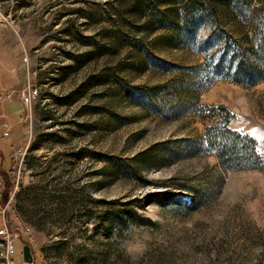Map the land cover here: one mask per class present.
<instances>
[{
	"label": "rangeland",
	"instance_id": "1",
	"mask_svg": "<svg viewBox=\"0 0 264 264\" xmlns=\"http://www.w3.org/2000/svg\"><path fill=\"white\" fill-rule=\"evenodd\" d=\"M215 1L185 31L171 0H0V95L21 105L0 123L15 143L0 155L15 264L25 243L29 264H264V80L210 68L218 36L248 29L264 0ZM204 104L233 113L258 165L220 163L204 127L224 112L202 117Z\"/></svg>",
	"mask_w": 264,
	"mask_h": 264
},
{
	"label": "trees",
	"instance_id": "2",
	"mask_svg": "<svg viewBox=\"0 0 264 264\" xmlns=\"http://www.w3.org/2000/svg\"><path fill=\"white\" fill-rule=\"evenodd\" d=\"M170 3L177 8L174 14L170 15L169 24L174 26L181 20V28L185 31L194 16L196 20L204 16H212L218 5L215 0L207 3L198 0H171ZM247 23L249 28H240L236 35L227 32L218 36V43L223 51L210 67L216 76L245 84L264 80L263 4L250 8ZM206 107H219L224 112L219 117H210V121L204 127V140L218 156L220 163L229 168L258 165L261 158L255 138L228 124L233 113L221 104L217 106L204 104L198 107L200 116H205ZM128 214L135 223L150 222L149 218L142 217L132 208L128 209Z\"/></svg>",
	"mask_w": 264,
	"mask_h": 264
},
{
	"label": "built area",
	"instance_id": "3",
	"mask_svg": "<svg viewBox=\"0 0 264 264\" xmlns=\"http://www.w3.org/2000/svg\"><path fill=\"white\" fill-rule=\"evenodd\" d=\"M10 95L9 92L5 93V97H8ZM39 95L38 88L33 85L27 84L26 88L21 90L20 92V99L24 104H30L34 98H36ZM8 130L5 129L3 131V134H7ZM4 209V208H3ZM15 237L16 235L11 232L6 225H3L0 227V238L2 242V255L5 258L7 264H15V262L12 260L11 256L14 253V245H15ZM27 264L31 263L26 262Z\"/></svg>",
	"mask_w": 264,
	"mask_h": 264
},
{
	"label": "crops",
	"instance_id": "4",
	"mask_svg": "<svg viewBox=\"0 0 264 264\" xmlns=\"http://www.w3.org/2000/svg\"><path fill=\"white\" fill-rule=\"evenodd\" d=\"M6 85L4 83L0 82V92L5 90ZM20 103L18 100H11V101H5L4 98L0 95V123L3 120H6L10 122L11 124H15L17 121V117L20 114ZM18 113V114H17ZM14 134V133H12ZM14 138L12 135H8V138L3 137L0 139V155L1 157H4L6 155V145L8 143L14 145L15 143L13 142Z\"/></svg>",
	"mask_w": 264,
	"mask_h": 264
},
{
	"label": "water",
	"instance_id": "5",
	"mask_svg": "<svg viewBox=\"0 0 264 264\" xmlns=\"http://www.w3.org/2000/svg\"><path fill=\"white\" fill-rule=\"evenodd\" d=\"M6 195H4L5 197ZM22 255L23 258L27 261H31L32 260V254L30 251V245L28 243H25L22 245Z\"/></svg>",
	"mask_w": 264,
	"mask_h": 264
}]
</instances>
